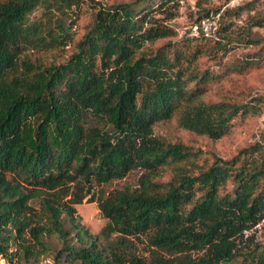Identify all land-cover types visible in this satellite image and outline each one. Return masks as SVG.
<instances>
[{
    "label": "trees",
    "instance_id": "16d2710c",
    "mask_svg": "<svg viewBox=\"0 0 264 264\" xmlns=\"http://www.w3.org/2000/svg\"><path fill=\"white\" fill-rule=\"evenodd\" d=\"M179 3L0 0V264H264V142L208 160L155 131L175 118L217 140L256 111L207 98L216 72L170 39ZM254 26L264 18L242 34L225 24L213 55L240 38L258 50L233 70L252 69L264 58ZM134 169L137 186L107 187ZM85 201L107 219L99 235L81 224Z\"/></svg>",
    "mask_w": 264,
    "mask_h": 264
},
{
    "label": "rangeland",
    "instance_id": "374dc122",
    "mask_svg": "<svg viewBox=\"0 0 264 264\" xmlns=\"http://www.w3.org/2000/svg\"><path fill=\"white\" fill-rule=\"evenodd\" d=\"M108 2H120L130 0H103ZM180 5L177 15L170 21L175 30V35L170 39L176 45L189 51H200L199 63L201 67H210L216 72V78L208 88L207 98L213 100L230 99L240 103H252L256 111L246 112L233 120L230 133L223 138L213 140L206 136L196 135L181 128L175 118L163 121L156 125L155 131L169 141L181 140L187 145L200 152L203 158L210 160L216 153L223 157H231L237 151L257 140L264 142V58L252 69L237 73L233 70V62L242 61L246 54L256 52L257 47L247 46L244 40L235 39L229 44L227 52L213 55L214 40L204 38L201 34H195L192 26L197 23L201 16L209 12L218 29L222 30L225 24H232L236 33H243L250 27V21L255 18H264V0H179ZM90 2L83 7L82 12L73 20L72 31L76 39L84 33L88 23L92 19L93 9ZM41 10L35 14L40 16ZM204 17H207L205 15ZM203 17V18H204ZM69 21L71 18L68 19ZM197 21V22H196ZM253 34L258 38H264V27H252ZM241 36V35H239ZM166 40H162L164 42ZM59 56L58 54H55ZM59 59V58H58ZM142 170L134 169L125 178L109 184L108 188L120 187L126 184L137 186ZM77 213L81 216V224L93 235H99L105 226L107 219L104 218L96 202H83L76 205ZM256 239L264 241V222L258 226ZM50 242L60 247L56 236L50 237ZM146 245L137 244L138 252L148 253ZM3 259L0 263H3ZM51 253L42 255L38 260L30 263L19 264H52ZM17 264V263H14Z\"/></svg>",
    "mask_w": 264,
    "mask_h": 264
},
{
    "label": "built area",
    "instance_id": "2783aa9c",
    "mask_svg": "<svg viewBox=\"0 0 264 264\" xmlns=\"http://www.w3.org/2000/svg\"><path fill=\"white\" fill-rule=\"evenodd\" d=\"M192 30L195 34H201L204 38L211 39L215 37L218 25L210 17H205L195 23Z\"/></svg>",
    "mask_w": 264,
    "mask_h": 264
}]
</instances>
